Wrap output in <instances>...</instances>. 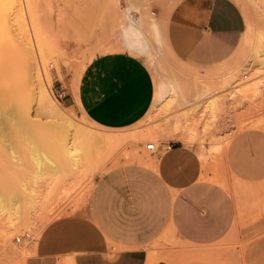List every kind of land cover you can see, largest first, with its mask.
Instances as JSON below:
<instances>
[{"label":"rangeland","instance_id":"1","mask_svg":"<svg viewBox=\"0 0 264 264\" xmlns=\"http://www.w3.org/2000/svg\"><path fill=\"white\" fill-rule=\"evenodd\" d=\"M204 1L206 0H148L152 13L161 15L166 7L170 11L164 23L167 57L159 68L160 65L150 64L144 56L123 48L118 16L108 8L106 0H17L6 30L9 48L7 53L0 56V73L6 72L16 78L21 94L18 110L20 113L27 111L32 127L24 129L15 125L12 128L13 141H0V264L2 260L6 264H28V260L37 255L41 243L48 241V233L62 229L65 224L82 229L78 221H73V217L94 200L101 184L111 182L117 175L121 182L116 186L121 189L129 188V191H135L134 188L139 185L159 184L162 193L157 195L158 200L154 202L160 207L168 205L176 191L172 179L159 170L156 172V180L140 172L138 168L153 171V166L160 157L170 152L167 149L169 143H177L181 147L179 155L184 163V182L206 178L222 183L229 189L235 199L238 222L233 233L209 249L183 242L168 222L159 238L146 246L152 259H163L168 264H182L198 254L213 253L212 258L221 264H257V261H264V258L255 259V262L249 258L245 261V253H242L246 248H251L257 238L264 239V85L253 92V96L236 97L237 101L232 103L221 99L216 113L218 117L215 118L205 105H200L198 109L201 111L199 115L204 114L200 116L197 114L199 111L187 116L189 107L177 104L167 112H154L156 90L161 78L167 75L166 70L170 71L172 67L184 78L186 94L189 99H193L203 84L211 89L220 85L219 81L228 66L224 64L225 60L238 52L235 60H242L247 56L245 54L249 51L242 43L246 32L250 31L252 37L258 32H264V10L258 6L247 8L239 3L247 27L231 55L212 67L187 63L179 47L197 34L203 20L202 13L197 9L199 6L201 9ZM192 4L196 5L195 12H192V22L190 26L183 27L185 17L181 9ZM157 67L161 71L165 68L162 75ZM194 80H198V83ZM42 84L56 103V109L42 105ZM123 89L130 91L131 101L146 106V115L134 125L117 128L112 126V108L113 102L118 100L115 95L124 91ZM214 91L213 98H222L224 95L220 89ZM53 110L56 111V118L61 116L60 120L55 118ZM151 113L155 115L149 117ZM236 116L241 119L237 120ZM70 120L71 124L68 122ZM79 125L83 126L82 129ZM154 128H166L162 130L163 134L159 135L157 143L150 137L143 138L144 133ZM25 132L32 134L33 138L29 137L28 140ZM89 132L91 135H88ZM116 134H122L120 136H124L123 139H131L120 143L118 139L115 140ZM131 134H136V139L129 137ZM185 135L188 136L185 137L186 140ZM118 136L117 138H121ZM78 139L84 142L80 143ZM147 143H155L158 150L151 151L147 148ZM79 144L85 147L87 145L81 168H73L68 160L62 174L33 178L34 171L35 175L38 174L37 163L35 165L33 158L35 149H42V152L50 150L51 158L59 162L62 158L56 156L55 152L61 151L65 145L74 147L80 146ZM9 146L13 149L10 150ZM56 177L59 180L54 182L58 183H52L53 180L50 179ZM16 193L22 196L18 204L21 208L13 214L9 201L11 197L16 198ZM127 196L134 200L138 194ZM23 198L26 199L25 202ZM62 236L56 234L52 240L62 241ZM115 254L105 258H78L74 263L109 264ZM10 256L14 258V263L13 259L9 260ZM63 263L64 260L60 257L57 264Z\"/></svg>","mask_w":264,"mask_h":264},{"label":"crops","instance_id":"2","mask_svg":"<svg viewBox=\"0 0 264 264\" xmlns=\"http://www.w3.org/2000/svg\"><path fill=\"white\" fill-rule=\"evenodd\" d=\"M195 6L185 5L181 9L185 17L183 27L190 26ZM197 10L203 19L198 32L179 49L187 63L212 67L229 57L239 44L247 27L246 19L236 0H206ZM123 90L115 95L118 100L113 102L112 108V126L117 128L134 125L146 115V106L131 101L130 91ZM169 145L170 152L160 157L153 171L138 168L156 180L159 170L172 179L176 191L168 205L160 207L154 202L162 193L159 184L139 185L135 191H129V188L116 186L121 182L117 175L111 182L101 184L94 200L73 217V221H78L85 229L71 228L64 222L62 229L48 233V241L41 243L37 255L29 259L28 264H57L60 257L63 264H75L78 258H105L112 253L116 254L109 264H168L163 259H152L146 248L165 231L168 222L176 236L192 246L209 249L224 241L235 231L238 222L232 193L222 183L211 179L184 182L181 147L177 143ZM133 193L138 196L131 200L127 194ZM53 234H62L63 240L54 242ZM242 253H245V261L264 258V239L257 238L253 246ZM182 264L221 263L211 258L210 253H201Z\"/></svg>","mask_w":264,"mask_h":264},{"label":"bare ground","instance_id":"3","mask_svg":"<svg viewBox=\"0 0 264 264\" xmlns=\"http://www.w3.org/2000/svg\"><path fill=\"white\" fill-rule=\"evenodd\" d=\"M106 1H107L108 8L110 10H113L118 16V21H119V24H120V29H119V33L120 34L119 35L121 37V43L124 46V47L123 46L122 47L127 49L128 51H130L133 54L135 53V54H138V55H142V57L144 56L145 59H147L150 64H152V65H156V64L160 65L159 66V68H160L162 66L161 64H163L162 61H165L164 59L167 57L166 56V51H165V46H164L165 45V41H166L165 40V34H164V23L166 22L167 15L170 12L169 9L166 7L161 15H156V14L152 13V11L150 10L149 4L147 3V1H142V0H106ZM236 1L238 3H242L243 6L245 5L247 8L248 7L251 8L253 6H258L262 10H264V0H236ZM16 4H17V0H0V56L1 55L3 56L4 55L3 53H7V50L9 48L8 47L9 46L8 42L6 41V30L8 28L9 22L11 20V16L14 14V11H13L14 7L13 6H16ZM249 22H250V20H249ZM248 27H249V25H248ZM249 32L250 31L246 32V34L244 35V37L242 39L243 40L242 43L245 45V47L249 51L248 53L245 54L247 56L244 59H242V60H239V58H238V60H235L236 59L235 55H239V52H238V54H233L231 57H229L227 60L224 61V64L228 65L227 68H226V73H224L223 78L221 80L219 79L220 80L219 81L220 85L217 86L215 89L209 88L210 86L208 87V85L204 86V84H203V86H202L200 84L202 87L198 90V92L196 94V97L193 98V99H192V97H190L191 99H189L187 94H186L187 91H186V84H185V82L183 80L184 78H181L180 74H178L175 70H173L172 67H171L170 71L166 70V71H168L167 75L165 77L163 76L161 78L160 82L158 83L159 84L158 85V90H156V92H157V94H156L157 95V103H156V105L154 107V109H155L154 112L155 111L156 112L157 111L158 112H167L171 107H173L174 104L175 105L177 104V105H185V106L189 107V110L186 112V115L190 116V115L195 114L197 111H199L198 109H199L200 105L201 106L205 105L207 110L209 108L212 111V113L214 115L213 118H215L217 110H218V106H219V101L221 99L226 100L228 103L229 102L232 103L235 100L236 97L249 96L250 94H252V96H253V92L258 91L261 88L262 84L264 85V79H263L264 78V32H258L253 37L250 35ZM242 48H243V45H242ZM2 61L4 63L3 57H2ZM6 62L8 63V61H6ZM162 69H163L162 71L159 69L161 71V75H162L163 71L165 70V68H162ZM181 72H182V75H185L183 71H181ZM154 74H155V72H154ZM155 81H156V79H155ZM197 81H195V82L198 83ZM188 84H189V82H188ZM40 87H42V89H41V100H40L42 105L45 104V105H49V107L51 106L52 109H53V107L55 108L56 107V103L54 102V100L50 96V94L47 91V89L44 87L43 84L40 85ZM219 89L221 90V93H223L224 95L222 94L223 95L222 98H213L212 96L215 93L214 90H219ZM20 95L21 94H20V90L18 88V83H17L16 78L13 75L9 74V73L1 72L0 73V141L2 143H5V142H9L10 143L11 141H13V129L12 128L15 125L19 126V127H22L24 129H28L31 126V124H32V120L26 114L27 111H25V113L24 112L20 113L19 110H18ZM218 96H220V95H218ZM235 101H237V100H235ZM45 107L47 108V106H45ZM54 112L56 113V111L53 110V114H54ZM200 112L201 111L197 112V114L200 113ZM62 114H63V112H62ZM183 114H185V113H183ZM154 115H153V113H151L149 115V117H152ZM186 115H185V117H186ZM200 115H204V114L202 113ZM56 116L57 115H55V118H56ZM58 116H60V115H58ZM207 116H206V118L209 117V116L208 117ZM237 116H236V118H237ZM60 117L59 118L57 117V118L60 120ZM64 117H62V118H64ZM181 117H182V115H181ZM216 117H218V116H216ZM238 117H240V116H238ZM210 118H212V117H210ZM65 119H67V118H65ZM173 119H174V117H173ZM181 119H183V118H181ZM238 119H241V118H237V120ZM62 121H64V120H62ZM195 121H197V120H195ZM198 121H199V119H198ZM210 121H211V119H210ZM216 121L217 120H215V122ZM57 122H59V121H57ZM57 122H56V124H57ZM68 122L71 124V120L68 121ZM257 122L258 121H256V123ZM193 123H195V122H193ZM33 124H34V122H33ZM64 124H66V123L64 122ZM70 124H69V126H71ZM58 125H60V124H58ZM75 125H76V123H75ZM77 125H78V123H77ZM63 126H60V127L62 128ZM65 126H67V124ZM56 127H58V126H56ZM73 127L75 128L74 125H73ZM73 127H72V133H73V130H74ZM79 127H81V126L79 125ZM82 127H81V129H82ZM76 128H78V127L76 126ZM159 128H161V126ZM190 128H191V126H190ZM66 129H68V126H67ZM164 129H166V128H163L162 130H164ZM69 130H71V128ZM78 130H80V128ZM162 130H159L158 128L151 129L147 133L143 134V138L150 137L157 143L159 141V135L163 134ZM60 131H61V129H60ZM70 133H71V131H70ZM83 134H85V133H83ZM89 134H90V132L88 133V135ZM79 135H81V134H79ZM117 135L120 136L122 134H116V136H115V140L118 139L119 142L121 141L120 143H122V141H124L125 139H127V141L131 139V138L128 139V137H126V136H125L126 137L125 139H123L124 136H122V137L120 136L121 138H117ZM25 136L28 138V140H30L29 137L33 138V135L29 134L28 132H25ZM83 136H86V135H83ZM92 136L94 137V135H92ZM131 136L133 137V139H136V137H134V136H136V134L135 135H133V134L129 135V137H131ZM137 136H139V135H137ZM185 137H188V136L185 135L184 138ZM67 138H70V137H67ZM83 138L84 137H82V139ZM96 138H97V136H95L94 139H96ZM81 140L79 141V139H78V142L83 143L84 141L82 140V142H81ZM184 140H186V138ZM76 141H77V139H76ZM96 141H97V139H96ZM70 142H71V140H70ZM97 143H98V141H97ZM65 144H67V142ZM147 145H148V143H147ZM32 147H33V145H32ZM86 147H87V145H86ZM86 147L82 146V145L74 146V147L65 145L64 148H62V150L59 151V152H55L56 150H58V149H56L54 151L55 152L54 154L56 156H59L60 158H62V160L58 158L59 162L57 160H54L53 158H51L50 150L46 151V152H42L41 148H40L41 150L35 149L34 150L35 153L33 155V158L35 159L34 163L35 162L37 163V167H38V169H37L38 172L37 173L38 174L35 175L36 172L34 171L35 174L33 175V178H34V176H38V177L41 176L42 177V176H46V175L47 176L48 175H56L58 173L62 174L61 172L64 170L65 167H67L66 161H68V160H70V162L72 163L71 165H73V168L74 167H76L75 169L81 168L80 165H81V161L83 159L84 152L86 151ZM102 147H104V146H102ZM9 149L11 150L13 148L9 146ZM87 151H88V149H87ZM224 151H223V153H224ZM91 152L94 153L95 151L91 150ZM86 155H87V153H86ZM203 158L205 159V157H203ZM36 163H35V165H36ZM206 167H208V166H206ZM70 168H71V166H70ZM82 169L86 170L88 168H82ZM29 176H30V174H29ZM60 178H61V176H60ZM214 178H216V177H214ZM56 179H57V177L53 178V179H50V180H53L52 181V183H53L54 180H56ZM58 180L59 179H57L56 181H58ZM43 181H44V179L42 180V182ZM30 183H32V182H30ZM56 183H58V182H56ZM32 185H33V183H32ZM45 186L46 185L44 184V187ZM22 188H23V185H22ZM27 189H29V188H27ZM20 191H21V189H20ZM3 194H4V192L2 193V195ZM8 195H9V193H8ZM13 196L15 197V195H13ZM4 198H6V197H4ZM11 198L12 199L9 201V205L11 207V213L14 214V213H17L20 210V208H21L20 205H18V204H19V201H21L22 196H21L20 193H18L16 198H13V197H11ZM39 198H41V197L39 196ZM23 200H24V198H23ZM25 200H24V202H25ZM6 204H8V202ZM2 205H4V204L2 203ZM23 208L24 207H22V209ZM77 209H78V206H77ZM0 214H2V213H0ZM21 215L23 216L22 213H21ZM21 218H23V217H21ZM32 218L30 220H33ZM6 219H7V217H6ZM11 219H13V218L11 217ZM3 220H5V219H3ZM23 220H21V222ZM33 222H34V220H33ZM30 224H31V222H30ZM19 225H16V226H19ZM24 227L26 228L25 223H24ZM32 228L34 229V227H30V229H32ZM6 229H5V231L8 232V230H6ZM36 229H38V228H36ZM9 230H11V229L9 228ZM38 231H39V229H38ZM33 233H36V232H33ZM210 255H211V253H210ZM10 257H8V258H10ZM211 258H212V255H211ZM1 259H2V257H1ZM12 259H13V263H14V258L11 257L9 260L12 261ZM18 263L19 262H17L16 264H18ZM1 264H6V262L3 263V260H2Z\"/></svg>","mask_w":264,"mask_h":264},{"label":"built area","instance_id":"4","mask_svg":"<svg viewBox=\"0 0 264 264\" xmlns=\"http://www.w3.org/2000/svg\"><path fill=\"white\" fill-rule=\"evenodd\" d=\"M169 146H170V145H168V147H169ZM147 148L150 149V150L153 151V152H156V151L158 150V147L156 146L155 143H148Z\"/></svg>","mask_w":264,"mask_h":264}]
</instances>
